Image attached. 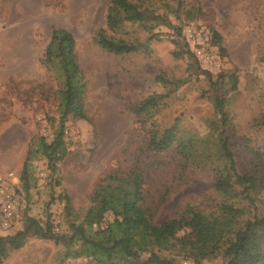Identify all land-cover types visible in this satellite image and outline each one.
<instances>
[{
    "label": "rangeland",
    "instance_id": "obj_1",
    "mask_svg": "<svg viewBox=\"0 0 264 264\" xmlns=\"http://www.w3.org/2000/svg\"><path fill=\"white\" fill-rule=\"evenodd\" d=\"M109 1L0 0V186L15 193L21 215L7 228L0 218V235L24 229V216L34 217L41 226L52 221L57 235L69 233L70 221L104 227L112 216L95 195V185L111 169L123 170L138 157L144 172V202L154 223L186 207L223 209L226 214L233 209L244 218L264 213V123L259 122L264 116V0H183L179 17H170L171 24L181 27L180 35L156 24L147 51L121 54L104 50L94 40L96 31L105 26ZM52 27L65 28L75 38L86 80V119L65 120L66 155L56 172L48 169L39 153L30 160L26 190L20 177L27 152L40 136L50 141L59 120L58 74L43 62ZM188 29L195 31L192 37ZM114 36L143 38L147 32L143 26L126 23ZM184 44L193 55L175 54ZM197 49L214 60L205 63ZM202 69L218 82L224 75L227 136L238 170L254 173L261 183L259 193L252 194L255 204L241 182L222 190L213 187L222 155L213 128L219 114ZM160 73L181 82L172 86L170 96L151 117H144L146 126L171 128L167 148L155 151L146 148L145 124L131 107L151 93L171 89L155 79ZM232 73L237 77L235 90L225 84ZM66 250L63 243L30 231L21 248L0 256V264H90V258L65 256ZM154 250L173 264L226 262L221 254L196 262L174 250Z\"/></svg>",
    "mask_w": 264,
    "mask_h": 264
},
{
    "label": "trees",
    "instance_id": "obj_2",
    "mask_svg": "<svg viewBox=\"0 0 264 264\" xmlns=\"http://www.w3.org/2000/svg\"><path fill=\"white\" fill-rule=\"evenodd\" d=\"M183 4V0H110L105 26L96 31L94 40L104 50L116 54L145 52L155 36L152 31L156 24L169 27L176 35L181 34V27L171 24L170 17L174 15L178 18ZM126 23L143 26L147 36L132 39L114 36ZM219 39V35L214 32V41ZM184 46V49L175 54L193 55L187 45ZM43 62L58 74L59 120L52 139L48 141L44 136L38 137L36 146L27 152L20 177L26 190L30 160L39 153L46 160L48 169L56 172L58 163L66 155V147L62 141L65 120L69 117L86 119V80L78 62L75 38L69 30L52 27ZM200 71L209 81L208 91L219 114L218 123L213 128L218 133L222 155L221 166L215 169L213 187L215 190H222L233 182H241L251 203L255 204L252 194L259 193L261 183L254 173L238 170L227 136L230 117L226 110L228 89L222 86L224 75H219L221 79L218 82L212 80L211 74L205 69ZM155 79L171 89L147 95L134 103L131 111L139 122L145 124L148 136L146 148L162 151L168 146L171 128L146 126L147 120L144 117H151L170 96L172 86H178L181 80L169 78L163 73L158 74ZM225 84L235 90L237 77L233 73L229 74V81ZM259 122L264 123V116L260 117ZM138 158L123 170L111 169L95 185V195L100 197L103 209L112 216V220L104 227L93 229L84 223L70 221L69 233L57 235L52 221L41 226L34 217L24 216V229L0 235V256L21 248L32 231L38 237L63 243L67 247L65 256L90 258V264H173L172 259L160 256L155 248L174 250L196 262L218 254L226 258L225 264H261L264 261V213L254 212L250 217L244 218L242 212L238 213V210L233 209H229L230 214H226L223 209L203 211L186 207L180 214L154 223L152 212L144 202V172ZM70 209L71 204L66 199L65 210L69 212ZM101 217L100 214L97 215L96 222ZM180 231L183 233L179 234Z\"/></svg>",
    "mask_w": 264,
    "mask_h": 264
},
{
    "label": "built area",
    "instance_id": "obj_3",
    "mask_svg": "<svg viewBox=\"0 0 264 264\" xmlns=\"http://www.w3.org/2000/svg\"><path fill=\"white\" fill-rule=\"evenodd\" d=\"M188 36L192 37L195 34L193 29L187 30ZM196 55L202 57L205 63H210L214 60V56L206 53L200 49L195 51ZM19 202L15 193L12 192L6 185L0 186V215L1 224L4 227H10L14 223L20 220V213L18 210ZM187 264H194L191 262H185Z\"/></svg>",
    "mask_w": 264,
    "mask_h": 264
}]
</instances>
